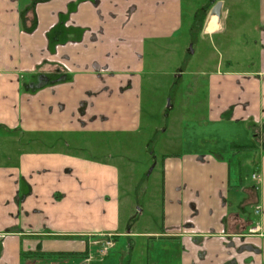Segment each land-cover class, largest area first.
I'll return each mask as SVG.
<instances>
[{"label": "crops", "instance_id": "crops-1", "mask_svg": "<svg viewBox=\"0 0 264 264\" xmlns=\"http://www.w3.org/2000/svg\"><path fill=\"white\" fill-rule=\"evenodd\" d=\"M250 11L255 60L201 72L186 104L200 127L160 147L141 213L155 222L132 231L144 179L95 139L144 137L152 74H167L147 50L178 36L182 0H0V264H89L104 238L129 245L111 264H264V0ZM201 133L197 150L185 138Z\"/></svg>", "mask_w": 264, "mask_h": 264}, {"label": "rangeland", "instance_id": "rangeland-1", "mask_svg": "<svg viewBox=\"0 0 264 264\" xmlns=\"http://www.w3.org/2000/svg\"><path fill=\"white\" fill-rule=\"evenodd\" d=\"M218 1H222L220 16L212 14V9ZM182 4L184 18L178 36L173 40L157 42L155 48L147 50L150 64L148 72H154L161 65L163 72L167 74H152L154 83L151 86L147 83L150 90L146 92L143 106L144 118L148 120L143 129L144 137L123 138L116 133L112 141L105 138L95 139L99 147L98 155L107 153L103 156L109 159L113 156L116 161L127 162L136 183L139 179H144L138 196L137 191L132 194L134 203L127 205L129 207L127 214L130 215L133 212L131 214L133 215L131 218L132 231L140 230L143 225L147 226L150 220L155 222L152 214H150V219H147L145 215L149 213L145 199L149 198V190L154 191L155 189V175L152 171L157 160L154 157L158 154L160 147L167 139L179 137L184 132L188 134L193 131V128L200 127L201 122L197 120L194 110L191 108L189 110L186 104L193 87L207 78L201 72L216 70L219 61L223 63L224 69L228 65L236 69L255 60V56L250 57L255 52L250 50L253 40L250 37L257 36L258 31L256 32L253 26L252 28L244 26L250 21L255 23L254 12L252 14L250 11L254 0H182ZM70 27L77 26L71 24L66 28ZM87 28H85L86 31L82 28V33H90ZM150 92L153 94L152 98H149ZM196 138H199L198 144L202 145L203 133L197 134L194 138H185V140H192L191 145H193ZM125 141L136 144L130 152L125 151ZM194 146L197 150L201 147L195 144ZM125 162L124 165H119L121 178L127 172L126 168H129ZM250 173L248 172V175ZM121 198L124 201L123 197ZM142 211L144 215H141ZM126 222L128 224V216L124 223ZM129 227V225L125 226L123 230L128 232ZM261 229H256L253 233L257 235ZM133 238L140 239L135 235ZM106 239L98 241L97 245H92L95 259L89 264H111L113 259L116 262V259L119 261L123 256L128 255L129 245L125 238H119L107 254H102L99 249L104 246ZM81 250H86V248ZM65 259L68 260L65 264L74 262L84 264V259L80 255L74 257L68 255Z\"/></svg>", "mask_w": 264, "mask_h": 264}, {"label": "built area", "instance_id": "built-area-1", "mask_svg": "<svg viewBox=\"0 0 264 264\" xmlns=\"http://www.w3.org/2000/svg\"><path fill=\"white\" fill-rule=\"evenodd\" d=\"M253 178L256 179V180H259L260 176L257 175V174H254L253 175ZM255 212L256 214H260L261 213V208L260 207H257L255 209ZM261 226V222H258L257 225L253 226L251 228V232L255 231L256 229H259ZM112 237V236H111ZM115 244V241H113L112 239L108 238L104 244L103 247H100L101 248V253L105 254L112 246H114Z\"/></svg>", "mask_w": 264, "mask_h": 264}, {"label": "water", "instance_id": "water-1", "mask_svg": "<svg viewBox=\"0 0 264 264\" xmlns=\"http://www.w3.org/2000/svg\"><path fill=\"white\" fill-rule=\"evenodd\" d=\"M222 8V1H218L217 4L212 9V14L220 16Z\"/></svg>", "mask_w": 264, "mask_h": 264}, {"label": "trees", "instance_id": "trees-1", "mask_svg": "<svg viewBox=\"0 0 264 264\" xmlns=\"http://www.w3.org/2000/svg\"><path fill=\"white\" fill-rule=\"evenodd\" d=\"M38 1H42V0H34V3H35V2H38ZM247 147H249V146H241L242 149H246ZM112 237H113V236H112ZM86 252H87V251H86ZM69 254H71V255H78L79 253H77V252H73V253H68V255H69Z\"/></svg>", "mask_w": 264, "mask_h": 264}, {"label": "flooded vegetation", "instance_id": "flooded-vegetation-1", "mask_svg": "<svg viewBox=\"0 0 264 264\" xmlns=\"http://www.w3.org/2000/svg\"><path fill=\"white\" fill-rule=\"evenodd\" d=\"M71 24H72V22H70V25H71ZM70 25H69V26H70Z\"/></svg>", "mask_w": 264, "mask_h": 264}]
</instances>
